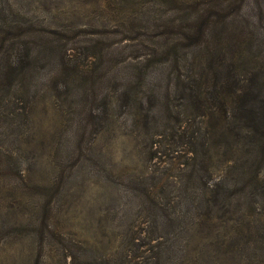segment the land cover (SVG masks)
I'll return each mask as SVG.
<instances>
[{"label":"rangeland","instance_id":"rangeland-1","mask_svg":"<svg viewBox=\"0 0 264 264\" xmlns=\"http://www.w3.org/2000/svg\"><path fill=\"white\" fill-rule=\"evenodd\" d=\"M245 85L264 123V0H0V264H264Z\"/></svg>","mask_w":264,"mask_h":264},{"label":"trees","instance_id":"trees-1","mask_svg":"<svg viewBox=\"0 0 264 264\" xmlns=\"http://www.w3.org/2000/svg\"><path fill=\"white\" fill-rule=\"evenodd\" d=\"M243 89L235 93V96L231 98V104L234 105L233 111L235 114L241 116V121L244 122L242 127H238L236 131L219 129V135L226 137L230 132H234L235 140L231 142L230 150L236 153L238 156L237 164L235 165V170L233 173H237L235 176L233 174V181L236 184L233 188L241 187L240 194L243 197H238V201L250 195V192L254 190V187L258 185V180L256 175H258L259 166L264 161V123H262V118H260L253 109V102H250V91L247 85L242 87ZM264 122V119H263ZM207 138V137H206ZM206 155L194 154L193 160L198 164L197 173L209 172L207 165ZM210 173V172H209ZM230 177V173L227 174L224 170V175L219 178L216 183L204 193L198 195V200L200 207H207L208 210H216L218 215L225 213L224 210L228 208L229 201L227 196V178ZM248 179L247 182H243L244 179ZM264 187V183H262ZM233 189V190H234ZM186 190H182V196H184L185 206L188 210L192 212V215L199 217L198 207L195 209L191 206V201L184 194ZM260 204L264 203V196H260ZM65 261L69 258L68 264H77L78 257L74 253L65 254Z\"/></svg>","mask_w":264,"mask_h":264}]
</instances>
